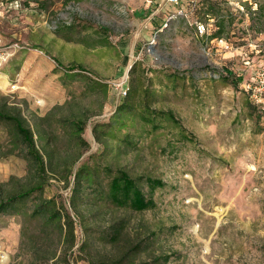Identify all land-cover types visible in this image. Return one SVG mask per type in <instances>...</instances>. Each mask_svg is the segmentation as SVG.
<instances>
[{"label": "rangeland", "instance_id": "1", "mask_svg": "<svg viewBox=\"0 0 264 264\" xmlns=\"http://www.w3.org/2000/svg\"><path fill=\"white\" fill-rule=\"evenodd\" d=\"M186 1L153 15L145 0H0V45L9 54L0 111L32 129L47 164L43 196L73 219L62 229L33 215L34 194L21 213L0 215V264H264V107L250 112L247 94L264 67V0L219 3L233 18L228 48L197 34L198 21L214 31L216 18L203 0ZM180 8L187 14L169 18ZM134 75L195 142L171 127L151 132L139 119L121 131L104 125ZM84 165L95 187L77 184ZM105 166L163 179L154 191L142 182L156 206L137 211L102 197ZM39 180L14 124L0 121V201Z\"/></svg>", "mask_w": 264, "mask_h": 264}, {"label": "trees", "instance_id": "2", "mask_svg": "<svg viewBox=\"0 0 264 264\" xmlns=\"http://www.w3.org/2000/svg\"><path fill=\"white\" fill-rule=\"evenodd\" d=\"M206 6V14L213 15L216 18L215 29L210 31L209 35H205L208 40L218 41V39L225 38L231 45L232 41L229 40L225 35L229 33L233 22L232 14L225 13L228 11L227 8L219 4L220 2H228V0H203ZM206 3V4H205ZM264 13V10H263ZM263 20H260V24L264 25V14L262 16ZM216 39V40H215ZM59 63V62H58ZM60 64V63H59ZM137 63H135L131 72L134 74L136 72ZM79 68L80 70H85L84 68L73 66L68 68L69 71ZM226 74H221V76L229 80L234 73L225 70ZM92 79V78H91ZM241 77L238 78L237 82L241 81ZM93 80L92 86L95 88L96 85H102L101 82ZM233 81V79H232ZM247 94L251 97L250 92ZM156 100L153 96V88L147 83L142 76H133L130 86L122 102L118 105L116 111L111 117L109 123L104 125L108 126L113 123H118V129L121 131L123 129H129V121L133 124L139 119L145 125L150 126L151 132H156L164 127H171L177 131L176 138L180 141L195 142L197 140L194 133L190 132L186 126L183 124L181 118H179L172 109H164L155 105ZM254 102V103H253ZM250 104L249 111L256 112L257 105L263 106L257 103L255 100ZM0 121H8L14 124L17 134L19 135L21 141L26 147L28 154L31 159H33L37 165V170L39 174V181L34 186L24 189L14 195L9 196L6 199L0 201V215L2 214H18L22 212V204L27 199L36 194L37 202L33 208V215L42 216L45 218L46 222L50 223H60L61 228H64L63 219L66 221H71L73 219L70 214L65 211V206L60 207L57 204L56 198H46L43 196L44 185L47 180H45L44 175L47 174V164L45 159L36 145V140L32 129L24 122V120L10 113H5L0 111ZM136 125V124H135ZM74 130L81 135L84 131L85 123L84 120H79L73 123ZM94 133L98 139L100 135L98 134V126L94 127ZM127 141H132V136L127 134L123 137ZM81 141L88 144V142L82 137ZM106 173L111 176L108 187H100V194L102 197H107L114 205L119 207H131L137 211H143L156 206V202L152 197H148L142 182L145 180L152 191L157 188L164 187L165 182L161 178L146 176V177H136L133 176L128 170L124 168H119L114 171L112 168L105 166ZM94 173L89 166L84 165L76 172L77 184L83 186L88 183L94 186ZM93 264H118V263H93Z\"/></svg>", "mask_w": 264, "mask_h": 264}, {"label": "built area", "instance_id": "3", "mask_svg": "<svg viewBox=\"0 0 264 264\" xmlns=\"http://www.w3.org/2000/svg\"><path fill=\"white\" fill-rule=\"evenodd\" d=\"M182 0H145V3L148 5V7H154L155 11L153 15L157 13V11L161 10V7L164 5H167L169 2L173 3H181ZM199 0H187L185 3L190 4L191 2H197ZM231 1V0H228ZM181 14L185 15L187 14L183 8H180L179 10L172 11L169 15V18H175L177 16H180ZM196 32L199 36H205L210 34V27L208 23L203 21H198L196 23ZM216 40V39H215ZM219 43H224V46L226 48L229 47V43L225 38L218 39ZM0 44H1V38H0ZM8 51L6 48L0 45V71L2 70L5 62L8 59ZM248 91L251 94V97L255 99V101L259 104L264 103V67L260 68L256 74V80L254 84L249 83L248 84ZM127 93V90H124V94Z\"/></svg>", "mask_w": 264, "mask_h": 264}, {"label": "bare ground", "instance_id": "4", "mask_svg": "<svg viewBox=\"0 0 264 264\" xmlns=\"http://www.w3.org/2000/svg\"><path fill=\"white\" fill-rule=\"evenodd\" d=\"M43 100V99H42ZM7 255H5L4 257L6 258Z\"/></svg>", "mask_w": 264, "mask_h": 264}]
</instances>
